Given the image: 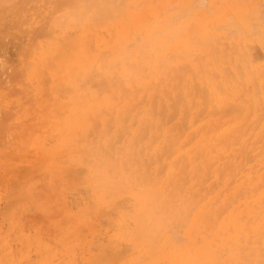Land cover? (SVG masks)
<instances>
[{
	"label": "snow or ice",
	"instance_id": "obj_1",
	"mask_svg": "<svg viewBox=\"0 0 264 264\" xmlns=\"http://www.w3.org/2000/svg\"><path fill=\"white\" fill-rule=\"evenodd\" d=\"M13 39L0 264H264V0H0Z\"/></svg>",
	"mask_w": 264,
	"mask_h": 264
},
{
	"label": "rangeland",
	"instance_id": "obj_2",
	"mask_svg": "<svg viewBox=\"0 0 264 264\" xmlns=\"http://www.w3.org/2000/svg\"><path fill=\"white\" fill-rule=\"evenodd\" d=\"M17 2H19V3H21V4H27V3H33V2H35V0H17ZM14 41V46H16L15 44H17V42H16V40L14 39L13 40ZM10 42H12V40L10 41ZM10 42H8V44L10 43ZM12 44H9L8 46L11 48H9L10 50H9V54H8V50L4 53V48H3V43L2 42H0V49L2 50H0V59L2 60V58L1 57H5V55H10L11 56V58H8L7 60L10 62H13V60H14V63L16 64V62L15 61H17V59H18V56H17V50H16V48H17V46H16V48L15 47H12L11 46ZM7 46V47H8ZM261 50L262 49H260V48H255L254 49V52H256V54L259 56L260 54H261ZM12 51V52H11ZM14 51V52H13ZM15 53V54H14ZM7 55V56H8ZM16 55V56H15ZM9 56V57H10ZM10 62V63H11ZM12 64V63H11ZM10 64V65H11ZM15 64H13V66H12V68L10 67V65H9V68H10V70L8 69V70H6L5 68H3V69H1L2 70V72H4V73H2L3 75L1 76L0 75V91H2V89H3V87H4V85L6 84V82L8 83V81H11V78H12V81H14V76L13 75H16V67H15ZM0 67H1V65H0ZM0 70V71H1ZM3 70H6V71H3ZM12 70V71H11ZM11 71V72H10ZM7 72H9V73H7ZM9 75V76H7V74ZM5 75V76H4ZM6 76H7V78H6ZM3 77V78H2ZM11 77V78H10ZM2 78V79H1ZM2 115V116H1ZM0 115V142H2L3 143V134H4V128H5V116L3 115V114H1ZM227 117H225V119H226ZM2 143H0V152L1 151H3V147H2ZM3 153V152H2ZM2 153H0V154H2ZM167 162V157H162L161 158V160H159V164L161 165V166H164L165 165V163ZM16 163H17V165L18 166H21V168H24L23 166H25L26 167V170L28 169L27 168V166H29L30 164H31V161L30 160H28V159H21V160H18V161H16ZM73 175H75V173H73ZM210 184V182L208 183V184H206L205 185V188L206 189H208V185ZM223 187H221L220 189H216V191H218L219 192V190H221ZM209 191V190H208ZM207 191V192H208ZM219 194L223 197V195H222V192H219ZM211 196V195H210ZM209 196V197H210ZM105 226V227H104ZM104 226H101V224H100V227H98L96 230H97V233H100V231L99 230H107V225L105 224ZM90 239V242L91 241H93L92 239H93V237L91 238H89ZM96 241V240H95Z\"/></svg>",
	"mask_w": 264,
	"mask_h": 264
},
{
	"label": "bare ground",
	"instance_id": "obj_3",
	"mask_svg": "<svg viewBox=\"0 0 264 264\" xmlns=\"http://www.w3.org/2000/svg\"><path fill=\"white\" fill-rule=\"evenodd\" d=\"M130 2H134V0H130ZM14 40V39H13ZM12 40V42H10L9 44H12L11 46L12 47H15L16 48V46H17V44H15L16 46H14V41ZM8 44V45H9ZM1 48V47H0ZM3 48H4V46H3ZM10 47L8 46L7 47V50H8V54H9V50L11 49H9ZM1 50V49H0ZM4 50V49H3ZM6 50V51H7ZM16 50H17V48H16ZM2 51V50H1ZM12 52V51H11ZM14 52V51H13ZM5 53V52H4ZM7 54V55H8ZM15 54V53H14ZM1 55V54H0ZM5 55L6 57H8V58H11V56L10 55ZM253 55H254V57H255V59H256V61L257 62H259L260 61V59L261 58H264V49H262L261 50V54L258 56L257 54H256V52H253ZM10 56V57H9ZM16 56V55H15ZM2 59H4V57H1ZM7 58V59H8ZM1 60V59H0ZM11 62V61H10ZM8 60H7V63L10 65L11 63V65H10V67L12 68V66H13V64H15L14 63V60H13V62H11L10 63ZM16 62V61H15ZM3 68H5L3 65H1V67H0V70L1 69H3ZM6 69V68H5ZM8 69L10 70V68L8 67ZM8 69H6V70H8ZM6 70H3V71H6ZM12 71V70H11ZM10 71V72H11ZM2 70L0 71V75L2 76L3 74L2 73H4V72H2ZM7 73H9V72H7ZM6 73V74H7ZM5 76V75H4ZM7 76H9L8 74H7ZM7 76H6V78H7ZM14 77H15V75H13ZM3 78V77H2ZM1 78V79H2ZM11 78V77H10ZM8 79V78H7ZM11 81H12V78H11ZM9 82V81H8ZM6 84H7V82H6ZM5 84V85H6ZM4 85V86H5ZM1 115V114H0ZM2 116V115H1ZM187 123L188 124H191V117H188L187 118ZM0 143H2V142H0ZM1 147V146H0ZM3 151H1L0 153H2ZM161 160V159H160ZM2 162H3V153L2 154H0V164H2ZM19 167H21V166H19ZM24 168L23 169H25L26 170V167L25 166H23ZM27 168L29 169V166H27ZM215 181V177H212L211 179H209L208 181H207V184L210 182V184L208 185V192H207V195H208V198H209V200L211 201V200H216V198L219 196L220 197V202H222L223 201V197H225V196H227L228 195V192L227 191H224L223 189H224V185L222 184V183H219L218 184V186L217 187H215V188H211V189H209V186L210 185H212L213 184V182ZM221 187H223L221 190H219V192H222V195H223V197L219 194V192L218 191H216V189L218 190V189H220ZM211 195V196H210ZM210 196V197H209ZM105 224H101V226H104ZM99 227H100V225H99ZM105 227V226H104ZM107 227V226H106ZM100 231V233H99V235H96V236H94L93 237V241H91V243H93L97 248H99V247H101V246H103V245H105L106 243H107V240H106V233H107V230H104V231H101V230H99ZM96 232H97V230H96ZM92 238V237H91ZM96 240V241H95ZM166 258H169V259H171V257H166Z\"/></svg>",
	"mask_w": 264,
	"mask_h": 264
}]
</instances>
